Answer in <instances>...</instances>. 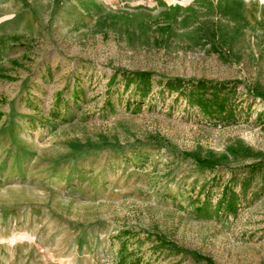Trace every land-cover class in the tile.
Returning <instances> with one entry per match:
<instances>
[{"label": "rangeland", "instance_id": "obj_1", "mask_svg": "<svg viewBox=\"0 0 264 264\" xmlns=\"http://www.w3.org/2000/svg\"><path fill=\"white\" fill-rule=\"evenodd\" d=\"M0 264H264V0H0Z\"/></svg>", "mask_w": 264, "mask_h": 264}, {"label": "trees", "instance_id": "obj_2", "mask_svg": "<svg viewBox=\"0 0 264 264\" xmlns=\"http://www.w3.org/2000/svg\"><path fill=\"white\" fill-rule=\"evenodd\" d=\"M212 7V6H211ZM213 8V7H212ZM181 8L180 6H176V7H172L170 10H172V12L176 13L177 11H179ZM191 11H194L193 9H191ZM176 15L173 16L171 18L172 22L168 23L167 26H164L163 28H161L162 31H164L166 34H169L173 31V27L174 24L176 23ZM190 20V17L186 16L183 20L182 23H186ZM187 28H190V26H188ZM206 29L205 33L199 37V41L203 44V45H207V44H214V39H216V37L218 36L217 34V30L216 29H211L210 27H207V23L206 25H201L199 27H197L196 29L199 31L201 29ZM218 38V37H217ZM135 77L140 80V81H148L151 77V74L146 73V72H138L135 73ZM191 82V81H190ZM168 87L170 89H174V88H179L181 87L183 84L180 80L178 79H169V82L167 83ZM220 84L216 83L215 86L212 87H208V84L206 82L203 81H198L197 85H195V89L198 90H217L220 88L219 86ZM193 93V92H191ZM191 97V96H190ZM191 103H193L192 100H190ZM198 106H201L202 108L206 106V104L204 103L203 99H199L197 102ZM262 170V168H257L255 166H252V172H255L256 170ZM222 199L219 202V205L222 206L223 203H225L226 201L228 202V205L230 207V211H234L235 210V199L237 197V194L233 191V188L230 186H226L224 188L223 194H222ZM208 204L204 203L201 207L198 208V214L199 215H204L205 213H207L206 211H208ZM211 261V260H209ZM122 263V262H121Z\"/></svg>", "mask_w": 264, "mask_h": 264}, {"label": "crops", "instance_id": "obj_3", "mask_svg": "<svg viewBox=\"0 0 264 264\" xmlns=\"http://www.w3.org/2000/svg\"><path fill=\"white\" fill-rule=\"evenodd\" d=\"M41 8L44 9V10L46 9V1H43V7H41Z\"/></svg>", "mask_w": 264, "mask_h": 264}]
</instances>
